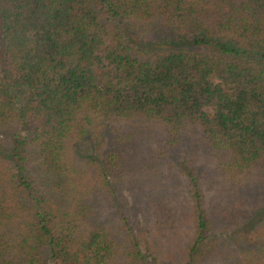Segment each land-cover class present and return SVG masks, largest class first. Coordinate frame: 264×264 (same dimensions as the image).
<instances>
[{"label":"trees","instance_id":"obj_1","mask_svg":"<svg viewBox=\"0 0 264 264\" xmlns=\"http://www.w3.org/2000/svg\"><path fill=\"white\" fill-rule=\"evenodd\" d=\"M264 264V0H0V264Z\"/></svg>","mask_w":264,"mask_h":264},{"label":"rangeland","instance_id":"obj_2","mask_svg":"<svg viewBox=\"0 0 264 264\" xmlns=\"http://www.w3.org/2000/svg\"><path fill=\"white\" fill-rule=\"evenodd\" d=\"M46 264H54L53 262H51V261H48V262H46Z\"/></svg>","mask_w":264,"mask_h":264}]
</instances>
